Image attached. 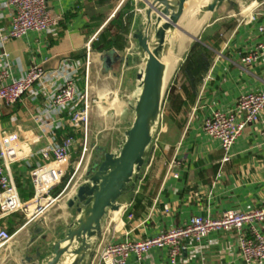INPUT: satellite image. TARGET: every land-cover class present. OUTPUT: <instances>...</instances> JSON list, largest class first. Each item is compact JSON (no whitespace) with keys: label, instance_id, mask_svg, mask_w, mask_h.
<instances>
[{"label":"crops","instance_id":"crops-1","mask_svg":"<svg viewBox=\"0 0 264 264\" xmlns=\"http://www.w3.org/2000/svg\"><path fill=\"white\" fill-rule=\"evenodd\" d=\"M152 1L139 0L136 4L125 2L120 5L121 0H47L52 14L60 18L57 30L53 34L29 32L4 45L8 58H1L0 64L8 65L15 79L23 77L36 65L46 72H53L63 64H79L77 90L83 92L86 87L91 103L87 170L102 160L105 153L119 150L133 121L132 108L139 94L137 76L143 67L141 58L131 52L137 47L133 36L145 25V11ZM262 2L264 0H225L212 12L207 5L203 6V11H200L202 8L198 10L201 18L197 19V11L194 20H205L195 36L189 35L198 41H192L193 38L188 41L177 35L176 54L166 67V75L173 71L175 58L177 62V57L184 54V59L191 45L199 43L213 56L203 77L209 79L193 92L187 88L188 94L177 87V97L167 104L166 94L176 74L168 78L153 155L135 192L121 199L118 212L105 218L90 264H99L100 252L108 243L154 238L182 226L194 216L219 219L228 211L247 213L264 206V139L260 134L264 114L259 124L245 128L231 149L230 161L224 165L220 163L223 158L220 144L202 131L204 120L212 112H228L234 108L240 95L264 91V53L253 64L240 62L241 56L253 50L257 43H264V36L257 31L264 19L247 23L254 6ZM186 11L187 4L180 24V27L183 25L182 34H186ZM12 15V9L0 0L3 33L11 29ZM117 15H122L128 32L116 45L109 36L104 46L99 37L109 24L115 23ZM111 31L115 35L116 31ZM89 42L90 66L86 77V45ZM188 43L190 46L185 52ZM2 52L0 47V54ZM107 57L111 59L108 64L105 63ZM116 57L120 60L116 61ZM55 79L48 80L45 90L37 96L29 93L13 106L0 103V131L21 136L30 133L33 139L31 155L11 166V176L22 200L30 199L33 194L29 171L41 163L36 154L39 150L60 144L71 136L74 145L70 150L67 174L74 171L80 157L79 131L82 130L70 126L68 111L49 112L50 95L59 84ZM37 89L35 86L34 90ZM75 101L80 110L82 101L77 98ZM174 158L179 162L175 170L177 178L167 176L168 165ZM86 171L81 169L77 173L76 188ZM72 190L63 194L56 206L30 223H26L25 216L20 213L0 217V229L12 234L11 241L0 249V264H41L46 261L48 254L44 253L42 239L59 238L60 232L76 219L66 205ZM259 230L264 234V222L259 225ZM183 246L177 264H244L232 231L211 233L200 242L188 239ZM128 264H169L168 249H153L143 256L141 262L132 255Z\"/></svg>","mask_w":264,"mask_h":264},{"label":"built area","instance_id":"built-area-1","mask_svg":"<svg viewBox=\"0 0 264 264\" xmlns=\"http://www.w3.org/2000/svg\"><path fill=\"white\" fill-rule=\"evenodd\" d=\"M139 0H121L136 4ZM4 4L11 8V29L7 33L2 32L0 26V47L3 52L1 58H8L4 51V45L10 40L21 39L29 32L53 34L60 24V18L54 16L47 0H4ZM258 18L264 19V2L254 6L247 18V23H253ZM258 33L264 36V23L257 28ZM90 42L86 45L85 76H88L90 66ZM264 53V43L259 42L253 48L241 56V64L250 65L258 61ZM78 63L63 64L61 68L53 72H46L40 65L33 66L27 73L15 79L8 65L0 64V103L13 106L31 93L37 96L45 90L47 81L56 78L58 86L50 95L49 112L62 113L68 111L70 126L81 129L83 139L81 154L70 175L65 187L59 194H55L56 188L67 175L70 163V150L74 145L73 137H67L60 144H53L39 150L41 163L31 167L29 178L33 188L30 199L22 200L17 192L11 176V166L28 158L32 152V140L30 133H5L0 131V217L20 213L25 216L26 223L39 219L44 213L56 206L63 194L76 189L74 180L77 173L87 170L86 165L89 151V125L91 103L88 99L86 87L83 94L77 90ZM85 77V79H86ZM209 77L202 79L201 85ZM38 86L37 90L34 87ZM80 98L83 105L79 110L75 106V99ZM264 114V91L246 93L238 97L234 108L228 112L214 111L202 124L203 133L209 138L218 141L223 152L221 165L231 159V149L236 140L241 136L246 127L259 124ZM263 124V123H262ZM264 139V124L260 129ZM179 166L177 159H173L168 165L167 176L177 178L175 173ZM220 177V175L218 176ZM82 178V177H80ZM264 222V206L258 210L247 213L228 211L219 219L194 216L185 224L171 228L162 234L142 240H125L120 243H108L101 250L99 264H128L130 256H135L141 262L143 256L153 249H168L169 264H177V257L185 248L184 241L193 239L200 242L211 233L232 231L239 245L240 258L244 264H264V234L259 230V225ZM12 239L5 229H0V249Z\"/></svg>","mask_w":264,"mask_h":264},{"label":"water","instance_id":"water-1","mask_svg":"<svg viewBox=\"0 0 264 264\" xmlns=\"http://www.w3.org/2000/svg\"><path fill=\"white\" fill-rule=\"evenodd\" d=\"M189 1L154 0L148 4L146 23L134 34L137 47L131 50L143 64L137 76L139 94L132 108L133 121L119 150L105 153L102 160L93 163L67 199V208L76 219L60 232L59 238L42 239V248L48 257L41 264H90L105 218L118 212L121 199L135 192L153 155L165 91V61L174 49ZM224 1L212 0L207 9L212 12ZM192 41L198 40L194 37ZM114 59L120 60L119 57ZM110 60L107 57L105 63Z\"/></svg>","mask_w":264,"mask_h":264},{"label":"trees","instance_id":"trees-1","mask_svg":"<svg viewBox=\"0 0 264 264\" xmlns=\"http://www.w3.org/2000/svg\"><path fill=\"white\" fill-rule=\"evenodd\" d=\"M114 20H115V23H113V25L111 26L109 24V26H107V28L104 29V31L101 33L99 37L100 42L104 46L105 44H107V39L109 36L113 40L112 41L113 45H116L117 42L121 41L122 37L125 36L128 32L127 26H125L126 24L123 21L122 15H117ZM112 29L116 31L115 35H112L113 34L111 31ZM109 46L110 45H106V47H109ZM212 58H213L212 53L208 48L202 46L199 43H193L186 57L184 58V61L179 66V69L176 74V78L174 80L173 85L170 87V89L168 90L166 94V103L167 104L172 103L173 99L177 97V93H176L177 87L180 89H183L184 93H187L186 92L187 88H189L187 91L193 92L197 88V86L202 82L203 77L205 76V74L207 73L210 67ZM79 70H78V73H79ZM78 73H77V79L79 77ZM185 84L187 85V87L185 86ZM79 93L82 96L83 92L79 91ZM77 100H80V98L77 97ZM173 103H176V101ZM75 106L77 108L78 106L77 101H75ZM178 106L179 107L181 106V102L178 103ZM79 132L81 134V137L79 138V140L82 143L83 133L82 131H79ZM80 154H81V148H80ZM71 174L72 173H69L65 176V178H63L61 184L59 185L60 189L57 191L58 189L57 188L55 190V194L63 190Z\"/></svg>","mask_w":264,"mask_h":264},{"label":"rangeland","instance_id":"rangeland-1","mask_svg":"<svg viewBox=\"0 0 264 264\" xmlns=\"http://www.w3.org/2000/svg\"><path fill=\"white\" fill-rule=\"evenodd\" d=\"M210 3V0L208 1V4ZM203 8L204 7H202V9L200 10V11H203ZM199 10V9H198ZM193 5H191V4H187V11H186V14H185V17H184V20L186 19V21H185V24H184V28L185 27H187V26H189V25H191V27L193 26L192 24L193 23H195V24H197V23H199V22H201V25H202V23L204 22V20H202V21H196V20H194V15L197 13V11H198ZM200 11H198V13H197V19H199V18H201V12ZM194 24V25H195ZM200 25V26H201ZM181 28H183V25H181ZM200 27H198V29H199ZM198 29L196 30V32L195 33H191L192 34V36H195L196 34H197V31H198ZM180 33V32H179ZM177 35H180V34H177ZM193 38V37H192ZM188 39V38H187ZM188 41H190V40H188ZM187 42V41H186ZM185 42V43H186ZM190 46V43H188L187 44V46L185 47V52H186V50H187V48ZM177 48V41H176V47H175V49L173 50V52L171 53V55L170 56H172V55H174V54H176V49ZM182 56H184V54L183 55H181V56H178L177 57V62H176V58L173 60V62H172V64H175L174 65V68H173V71L169 74V76L168 75H166V73H165V89L164 90H166V87L168 86V82H169V80H168V78L172 75V74H177V72H178V69H179V66H180V64H181V62H183V61H181V60H184V59H182ZM172 61V60H171ZM176 62V63H175ZM168 81V82H167ZM164 93H165V91H164ZM166 102V101H165ZM89 138H90V133H89ZM89 141H90V139H89ZM89 141H88V143H89ZM58 188V189H57ZM56 189H57V191L60 189V187L58 186Z\"/></svg>","mask_w":264,"mask_h":264},{"label":"bare ground","instance_id":"bare-ground-1","mask_svg":"<svg viewBox=\"0 0 264 264\" xmlns=\"http://www.w3.org/2000/svg\"><path fill=\"white\" fill-rule=\"evenodd\" d=\"M208 1L209 0H190L187 4H191V5H193L197 10L198 9H200V8H202L203 6H206L207 4H208ZM200 25H201V22H199V23H197V24H195V25H193L192 27H191V25H189V26H187V27H185L186 28V30L184 31V32H186V34H182L181 32L180 33H178V34H180V35H178V37L179 38H181V39H184V38H188L189 40L190 39H192L191 38V36H189L190 35V33H195L196 32V30L198 29V27H200ZM195 28V29H194ZM171 55V54H170ZM168 56L167 57V59H166V61H165V66L167 67V65H168V63L174 58V55H172V56ZM165 72H166V68H165ZM116 102V101H115ZM113 105V104H112ZM111 106V105H110ZM106 107V106H105ZM114 107V106H113ZM119 107V106H118ZM104 109V108H103ZM118 109V108H117ZM117 109H115V110H117ZM104 111H106V110H104ZM104 115V114H103ZM79 173V172H78ZM74 182H75V180H74ZM67 194V193H66Z\"/></svg>","mask_w":264,"mask_h":264}]
</instances>
